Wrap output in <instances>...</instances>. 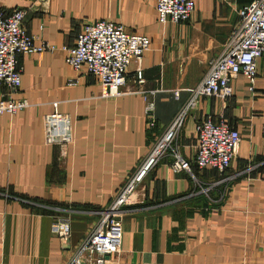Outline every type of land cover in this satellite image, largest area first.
Returning <instances> with one entry per match:
<instances>
[{
    "label": "crops",
    "instance_id": "obj_1",
    "mask_svg": "<svg viewBox=\"0 0 264 264\" xmlns=\"http://www.w3.org/2000/svg\"><path fill=\"white\" fill-rule=\"evenodd\" d=\"M190 1L187 23L162 27L157 0H0L5 12H25L28 34L56 48L18 57L17 97L28 107L0 116V264H68L100 213L145 168L189 100L187 90L221 54L237 10L253 0ZM93 21L151 39L119 97H104L97 78L64 62L61 48ZM257 68L253 93L238 76L227 101L201 98L146 169L121 213L120 264H264V56ZM54 111L69 117L73 143L66 148L44 141V117ZM207 118L224 119L241 137L222 175L193 164L195 126ZM175 154L189 171L171 170ZM58 216L70 220L67 241L51 234Z\"/></svg>",
    "mask_w": 264,
    "mask_h": 264
},
{
    "label": "built area",
    "instance_id": "obj_2",
    "mask_svg": "<svg viewBox=\"0 0 264 264\" xmlns=\"http://www.w3.org/2000/svg\"><path fill=\"white\" fill-rule=\"evenodd\" d=\"M194 12L190 0H157L156 20L162 27L167 24L187 23ZM238 22L231 31L221 54L210 63L209 69L199 84L187 90L189 100L176 117L172 128L167 131L147 163V167L130 181L115 201L100 213L98 225L77 246L68 264H120L122 232L120 217L135 185L140 182L154 158L168 149L174 131L180 126L187 113L193 110L201 98L227 101L233 96V82L241 76L249 93H253L258 76L257 63L264 56V0H253L248 6L237 10ZM25 12L20 9L5 12L0 8V116H14L25 110L28 103L19 99L22 68L20 55L54 52L56 48L28 34L23 26ZM151 39L132 34L121 25L105 21L86 23L71 47L64 46V62L74 72L84 71L98 79L104 97H119L126 86V76L132 61H139L150 50ZM137 86L144 84L142 73L135 74ZM76 80L70 79L69 85ZM180 90L172 91L174 98ZM57 104H53L56 108ZM154 105L148 103L147 115L151 116ZM155 126L149 118L148 127ZM196 145L193 164L199 170L210 169L224 174L235 158L240 144L239 132L224 119L207 118L195 126ZM44 141L48 145L66 148L73 143L68 115L54 113L44 117ZM171 170L174 173L189 171L190 163L178 154L173 156ZM51 234L59 241L70 238V220L66 216L54 218L50 225Z\"/></svg>",
    "mask_w": 264,
    "mask_h": 264
},
{
    "label": "water",
    "instance_id": "obj_3",
    "mask_svg": "<svg viewBox=\"0 0 264 264\" xmlns=\"http://www.w3.org/2000/svg\"><path fill=\"white\" fill-rule=\"evenodd\" d=\"M148 165H149V163H148ZM148 165H147V166H148ZM147 166H146V167H147Z\"/></svg>",
    "mask_w": 264,
    "mask_h": 264
}]
</instances>
